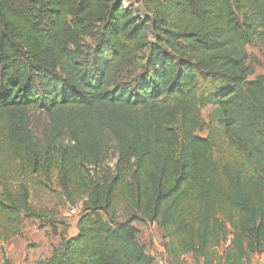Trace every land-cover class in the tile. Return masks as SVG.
I'll use <instances>...</instances> for the list:
<instances>
[{"label": "trees", "instance_id": "obj_1", "mask_svg": "<svg viewBox=\"0 0 264 264\" xmlns=\"http://www.w3.org/2000/svg\"><path fill=\"white\" fill-rule=\"evenodd\" d=\"M136 2L0 0V154L23 179L57 172L82 201L76 234L34 264H157L136 220L162 231L171 264H251L264 253V76L249 80L245 47L264 42V0ZM32 110L48 117L40 138ZM223 140L234 155L215 160ZM10 181L3 243L41 218L27 182ZM117 200L131 219L117 223Z\"/></svg>", "mask_w": 264, "mask_h": 264}, {"label": "rangeland", "instance_id": "obj_2", "mask_svg": "<svg viewBox=\"0 0 264 264\" xmlns=\"http://www.w3.org/2000/svg\"><path fill=\"white\" fill-rule=\"evenodd\" d=\"M134 6L137 5L136 0H133ZM128 4L123 2V6ZM86 44H91V40L86 39ZM247 55V65L254 69L253 76L249 80L257 76H264V42L255 41L253 44L245 47ZM212 112V107H205L201 110L203 121L208 124V117ZM48 123V117L42 112L35 110L29 113L30 130L35 137L40 138L42 132ZM201 138L208 135L206 130L196 133ZM234 153L226 145V142H218V146L213 150L215 160L233 156ZM0 190L5 180H11V185H17L19 181L27 182L29 193V205L36 211L41 218H31L24 220L22 234L13 238L7 243L0 241V264H4L5 260L8 264H30L33 260H38L41 257H47L53 249V245L63 237H70L75 234V224L81 214L71 215L70 210L77 206L81 208L82 201L74 198L75 202L69 201L61 191L58 181L57 172L51 171L48 176L41 174L35 175L32 178H21L14 173L15 165L13 162L5 159V156L0 154ZM115 163L113 154H109L103 162L102 168H112ZM117 223H121L131 219V214L125 206L124 201L117 200L112 212ZM138 230V240L146 248V251L155 258L168 260L165 256V248L168 242L164 238L162 231L155 225L149 224L143 220L134 222ZM230 236L219 242V245L214 249L220 255L229 246ZM264 254V253H263ZM188 264H196L191 257H186ZM198 264V263H197ZM201 264V261H199ZM251 264H264V256L252 255Z\"/></svg>", "mask_w": 264, "mask_h": 264}, {"label": "built area", "instance_id": "obj_3", "mask_svg": "<svg viewBox=\"0 0 264 264\" xmlns=\"http://www.w3.org/2000/svg\"><path fill=\"white\" fill-rule=\"evenodd\" d=\"M128 4V3H127ZM122 5H123V3H122ZM128 6V5H127ZM126 6V7H127ZM80 211H81V208L79 209V207H77V206H75V207H73L71 210H70V214L71 215H78L79 213H80ZM161 262H162V264H171L168 260H161Z\"/></svg>", "mask_w": 264, "mask_h": 264}, {"label": "crops", "instance_id": "obj_4", "mask_svg": "<svg viewBox=\"0 0 264 264\" xmlns=\"http://www.w3.org/2000/svg\"><path fill=\"white\" fill-rule=\"evenodd\" d=\"M77 223V222H76ZM75 229H76V224H75ZM75 234H76V232H75ZM75 234H73L72 236H74ZM55 245H53V247H54ZM50 255V254H49ZM48 255V256H49ZM47 256V257H48ZM263 256H264V254H262L261 255V257L263 258ZM47 257H41L40 259H38V260H42V259H45V258H47ZM38 260H33V261H31V263L30 264H34L36 261H38ZM157 261V264H162V262H161V260L160 259H156Z\"/></svg>", "mask_w": 264, "mask_h": 264}]
</instances>
